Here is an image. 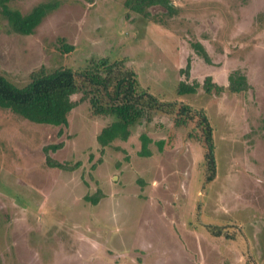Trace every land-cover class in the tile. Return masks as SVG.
Segmentation results:
<instances>
[{
    "label": "rangeland",
    "instance_id": "374dc122",
    "mask_svg": "<svg viewBox=\"0 0 264 264\" xmlns=\"http://www.w3.org/2000/svg\"><path fill=\"white\" fill-rule=\"evenodd\" d=\"M48 1L57 7L29 35L0 16V74L22 87L41 68L83 71L91 59L123 60L160 101L204 111L216 175L204 182L195 123L176 127L173 114L153 112L101 151L96 135L113 117L93 115L81 92L71 97L78 102L66 126L0 109V264H264V0H170L175 14L155 6L150 19L124 0L8 5L24 14ZM187 60L188 76L180 72ZM234 70L245 74L246 91L176 92L178 82L206 76L226 87ZM142 135L148 155L140 153ZM59 142L48 155L77 168L46 164L44 147ZM97 191V204L84 200ZM207 225L225 232L212 236Z\"/></svg>",
    "mask_w": 264,
    "mask_h": 264
},
{
    "label": "trees",
    "instance_id": "16d2710c",
    "mask_svg": "<svg viewBox=\"0 0 264 264\" xmlns=\"http://www.w3.org/2000/svg\"><path fill=\"white\" fill-rule=\"evenodd\" d=\"M11 0H0V16L6 19L10 29L21 35L32 34L42 19L53 11L57 1L41 2L34 5L29 12L21 13L9 7ZM125 7L145 19H150L151 7H163L172 16L177 9L170 0H124ZM193 50L210 62L204 46L192 42ZM66 46L65 51L71 50ZM190 61L180 69L186 76L189 75ZM208 93L220 94L225 90L230 93H240L249 87L245 74L238 70L228 75V85L222 86L214 82L211 76H206L200 84L197 81L187 83L180 81L176 92L194 94L199 87ZM81 92L80 101L87 100L91 113L95 116H111L113 121L104 126L96 135V141L101 147L108 146L113 140H126L130 135V127L135 123L151 120L153 112L173 114V124L176 127H185L195 123L196 134L204 147V182H211L216 175L215 144L212 136V126L203 110H195L182 102L160 101L147 89L140 87L136 72L128 67L123 60H110L108 57L91 59L83 71H73L70 68H58L51 72L43 68L30 73L29 81L22 87L11 83L0 74V109L9 110L21 118L33 123L53 126H66L69 112L77 105L71 97ZM188 133V137H192ZM143 155L150 152L146 147L149 139L142 135ZM163 140L158 141V149H162ZM62 142L44 147L45 162L49 167L62 170H73L79 163L69 164L53 160L48 151L61 148ZM94 167V166H93ZM99 191L84 196V200L95 205L100 200ZM206 230L212 236H221L225 230L221 226L207 225Z\"/></svg>",
    "mask_w": 264,
    "mask_h": 264
}]
</instances>
